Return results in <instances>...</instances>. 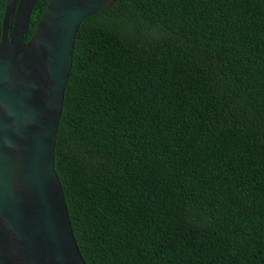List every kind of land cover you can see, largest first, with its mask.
Instances as JSON below:
<instances>
[{"label":"trees","instance_id":"obj_1","mask_svg":"<svg viewBox=\"0 0 264 264\" xmlns=\"http://www.w3.org/2000/svg\"><path fill=\"white\" fill-rule=\"evenodd\" d=\"M55 169L87 264H264V0L85 18Z\"/></svg>","mask_w":264,"mask_h":264},{"label":"water","instance_id":"obj_2","mask_svg":"<svg viewBox=\"0 0 264 264\" xmlns=\"http://www.w3.org/2000/svg\"><path fill=\"white\" fill-rule=\"evenodd\" d=\"M6 0L0 19V264H87L55 146L82 21L117 0Z\"/></svg>","mask_w":264,"mask_h":264}]
</instances>
